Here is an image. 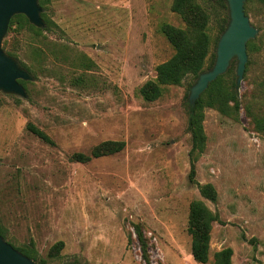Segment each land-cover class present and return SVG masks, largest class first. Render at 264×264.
Listing matches in <instances>:
<instances>
[{
  "label": "rangeland",
  "instance_id": "1",
  "mask_svg": "<svg viewBox=\"0 0 264 264\" xmlns=\"http://www.w3.org/2000/svg\"><path fill=\"white\" fill-rule=\"evenodd\" d=\"M173 3L40 0L48 30L39 36L29 26L8 31L3 49L34 80L26 82L27 99L0 92V227L9 244L36 256V264H199L188 233L195 200L219 217L208 264L228 247L234 264H264V134L245 110L252 103L264 111V4L245 5L259 33L248 43L242 109L234 117L205 109L206 149L191 183L194 80L166 86L155 102L140 93L175 54L162 26L186 28ZM200 4L215 40L227 11L215 0ZM232 68L225 76L229 86L237 80V62ZM106 141L126 147L88 163L72 160ZM206 184L217 190L215 203L200 193ZM60 241L64 249L50 257Z\"/></svg>",
  "mask_w": 264,
  "mask_h": 264
},
{
  "label": "trees",
  "instance_id": "2",
  "mask_svg": "<svg viewBox=\"0 0 264 264\" xmlns=\"http://www.w3.org/2000/svg\"><path fill=\"white\" fill-rule=\"evenodd\" d=\"M47 1L41 0V4L46 5ZM200 1L174 0L172 9L181 16L186 28H178L170 24L162 26V32L173 46L175 54L168 61L157 67L156 80L147 82L141 88L140 93L146 102L157 101L162 97L166 86L180 85L187 77H192L195 84L201 74L214 67L218 42L230 21L227 1L215 0L217 4L224 7L227 11L226 16L220 20L219 34L215 40H212L208 30L210 16L200 4ZM258 1L264 4V0ZM42 16L44 17V14ZM26 26L31 27L37 36L49 29L48 26L36 28L30 24L24 15H17L11 20L9 31H15L18 28ZM5 44H8V40L5 41ZM236 62V60L233 61V63ZM232 71L233 68L228 70V73ZM225 76L226 74L220 76L215 82L210 84L206 92L201 95L194 105L188 103V131L192 138V148L190 151L191 172L189 176L191 183H196V162L198 156L206 149L207 135L204 129L205 109L214 108L229 117L238 115L242 109L236 82L229 86L225 82ZM20 83L26 88V82L20 81ZM245 110L247 115L252 119L255 129L264 134V111L256 109L252 103L247 104ZM28 129L45 142L54 144V141L44 131L34 125L29 124ZM125 147L126 143L123 141H106L94 147L90 154L74 153L72 160L79 163H88L93 159L118 154ZM199 189L203 198L213 203L217 201L218 193L212 184L199 185ZM218 221V215L204 201L195 200L191 203L188 233L192 239V256L199 264H208L210 261L213 224ZM0 235L5 238V232L1 227ZM139 237L143 246V257L148 262L149 252L147 243L141 231H139ZM64 247L65 243L63 241L55 244L50 251V257H58ZM15 249L36 261L37 258L33 253L18 248ZM233 255L232 248H224L214 254V264H234Z\"/></svg>",
  "mask_w": 264,
  "mask_h": 264
},
{
  "label": "water",
  "instance_id": "3",
  "mask_svg": "<svg viewBox=\"0 0 264 264\" xmlns=\"http://www.w3.org/2000/svg\"><path fill=\"white\" fill-rule=\"evenodd\" d=\"M229 9V25L222 34L216 50L214 67L201 74L191 88L189 103L194 105L210 84L225 75L233 60H237L236 88L240 90L248 63V43L255 39L259 30L246 14L247 0H226ZM44 12L40 0H0V92L7 95L28 98V93L20 81H33L34 77L17 59L3 49V41L9 31L11 20L24 15L36 28H44ZM0 264H36V262L15 249L0 235Z\"/></svg>",
  "mask_w": 264,
  "mask_h": 264
}]
</instances>
